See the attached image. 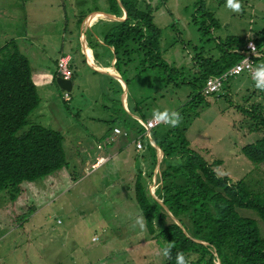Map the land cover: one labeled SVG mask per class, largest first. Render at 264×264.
<instances>
[{
    "label": "rangeland",
    "instance_id": "374dc122",
    "mask_svg": "<svg viewBox=\"0 0 264 264\" xmlns=\"http://www.w3.org/2000/svg\"><path fill=\"white\" fill-rule=\"evenodd\" d=\"M144 1L151 5L153 22L160 31L162 59L182 70L178 82L181 77L192 78V60L196 56L216 58L218 41L228 36L241 40L254 38L258 50L264 53V0H241L243 11L239 14L225 7L226 0H203L204 8L218 24L205 35L197 30L198 24L206 26L207 22L202 23L197 15L196 0ZM104 7V0H0V46L10 39L16 41L28 60L39 97V104L28 120L61 133L67 163L35 181L23 182L21 192L14 198L6 190H0V264H163L165 261L160 243L134 226L140 213L132 198V183L137 166L145 167L139 165L138 159L132 162L137 153L125 149L110 162L99 163L98 166L104 165L94 171L89 164L94 162L92 153L99 151L95 150V144L103 142L102 137L112 123L131 131L132 113L149 118L153 110L176 111L190 98L192 90L188 86L164 84L157 70H148L135 78L127 75L126 99L122 97L127 102V112L121 107L119 84L94 74L80 62L79 56L73 58L69 98L65 99L63 91L51 80L52 59L59 49L80 47L81 34L88 38L90 27L80 24L81 18L93 10L103 12ZM262 64L263 57L255 65ZM252 87L255 88L254 81L246 73L228 79L223 88L227 89V95L206 96L210 105L200 109L198 117L187 126L185 136L190 147L207 162L222 161L215 168L218 175L243 179L252 192H260L264 187V162L253 164L239 151L242 145L263 133L259 124L237 109L262 103L264 91ZM24 129L26 126L20 131ZM125 138H121L123 144L130 140ZM117 143L118 140L105 149L115 150ZM122 156L129 160L124 161ZM151 171L150 179L144 176L147 190L154 197L156 164ZM116 178L118 181L113 185L117 187H108ZM237 212L254 219L259 234L264 237V223L253 211Z\"/></svg>",
    "mask_w": 264,
    "mask_h": 264
},
{
    "label": "trees",
    "instance_id": "16d2710c",
    "mask_svg": "<svg viewBox=\"0 0 264 264\" xmlns=\"http://www.w3.org/2000/svg\"><path fill=\"white\" fill-rule=\"evenodd\" d=\"M104 1L102 13L115 17H120L123 11L125 14L123 20L107 22L101 34L102 43L112 47L113 66L125 85L129 82L127 75L135 78L148 70H157L164 84L188 86L192 90L190 98L176 110L182 117L178 127L161 123L151 129L154 146L145 141L141 150L134 147L133 141L143 132L135 117L142 121L147 119L142 113H132L131 131L116 127L120 131L116 135L122 139L129 137L137 153L135 159L141 167L145 166L144 169L136 168L132 198L146 220V234L160 243L162 251L172 245L171 258L165 257L163 264H175L176 254L181 252L191 264H214L217 258L219 264H264V237L259 234L254 219L237 212L239 209L251 210L264 223V187L259 189L260 192H252L243 179L231 180L226 175H218L215 168L222 161L214 159L207 162L190 147L185 136L187 126L198 117L200 109L210 105L201 92L206 79L221 76L237 63L245 55L247 41H252L256 48L257 56L253 57L256 64L258 59L264 58V53L258 50V43L254 38L241 40L228 36L218 41L216 58L196 56L192 60V78L185 80L181 77L178 82L176 79L182 70L167 64L161 57L160 31L153 22L151 5L144 0ZM195 11L202 23L204 20L207 22L206 26L198 24L199 34L205 35L210 28L218 27L204 8L203 0H196ZM69 68L71 78L70 64ZM56 76L53 73L51 78L55 86ZM234 76L228 75L223 79L221 92L215 98L227 95L224 84ZM263 101L264 98L262 103L248 108L237 107L242 115L255 121L263 130L258 139L239 148L249 162L257 165L264 162ZM38 104L39 97L31 79L28 60L16 41L10 39L0 46V190H6L10 198L21 192L23 182L35 181L67 165L61 133L28 120V115ZM23 126L26 129L20 131ZM249 129L254 131V127ZM112 139L109 138L108 144L113 143ZM129 139L125 138V141ZM105 143L104 140L97 142L95 150L105 148ZM157 149L161 157L157 163V185L153 197L147 190L146 180L150 179L156 164ZM94 153L93 163L102 156L96 157ZM110 159L108 156L105 162Z\"/></svg>",
    "mask_w": 264,
    "mask_h": 264
},
{
    "label": "crops",
    "instance_id": "0c3cea01",
    "mask_svg": "<svg viewBox=\"0 0 264 264\" xmlns=\"http://www.w3.org/2000/svg\"><path fill=\"white\" fill-rule=\"evenodd\" d=\"M92 13H98L99 14L101 12H95V11H91L90 13L87 12V14L80 21V24L82 23L85 27H90V31H89L88 38H85L81 34L79 36L80 37L79 38L80 39V47L79 46L78 47H76V46H74V47L73 46H69V50L59 49L57 55L52 59V64H53L52 74L53 73H56V71H55V61H56V58L59 57L60 55L68 54L69 53L68 54L70 56L69 64L71 65V68H72V76H73V71H74L73 70V58L75 56L76 57L79 56V58L81 59L80 62L81 63H84L85 65H87L89 67V69L94 74H97L99 76H104L105 78L113 79V80H115V82L117 84H119L120 88H122V92L120 94L121 107L128 112L129 110H128V107H127V102H125V100L122 99L123 95H124V98L126 99L127 86L122 81V79L120 78L118 72L115 70V68L113 66L114 65V58H113V53H112V47L111 46H108L107 47L105 44H103L102 43V37H101L102 31L106 28L107 22H110V21H119V20H116V19L111 18V17L109 18V17L103 16V15L92 14ZM90 14H92V15H90ZM122 14H123V12H122ZM89 15H90V17H89ZM87 17H89L88 18V21L90 23H86L85 22ZM98 25L101 28H99ZM96 26H97V28H96ZM95 29H97V30H95ZM88 45L91 46V48ZM94 54H96L95 57H94ZM72 76H71V78H72ZM252 88H254V87H252ZM136 118L137 117H135V119ZM112 126L113 127H118L120 130L122 129V128H120L117 125H111V127ZM111 127L104 134L105 137H102V138L106 142L105 143L106 144V147L108 146L107 144H108V140H109L110 137H113V139H112L113 142H116L118 140L117 145L119 144V146L115 150H111V151L108 150V149H105L106 148L105 147V148H103L104 151H103V149H101L99 151H95L94 156L100 155L102 153H107V155L108 156H111V159H113L115 156H118V155L122 154V152L125 149H129V148L131 150L134 149L131 140H129V142H126L125 144H123L124 141L119 137V135H116V134H113L112 133ZM134 153H135V151H134ZM126 158H127V156H122V159L124 161H126L125 160ZM127 159L129 160V158H127ZM110 160L107 161V162H105V163L110 162ZM135 161H136V159L134 157L132 159V162H135ZM104 164H102V165H104ZM101 166H98L96 169L100 168ZM116 181H118L117 178H116V180H113L112 182H110L108 184V187L115 186V185H113V183L116 182ZM115 187H117V186H115Z\"/></svg>",
    "mask_w": 264,
    "mask_h": 264
},
{
    "label": "built area",
    "instance_id": "2783aa9c",
    "mask_svg": "<svg viewBox=\"0 0 264 264\" xmlns=\"http://www.w3.org/2000/svg\"><path fill=\"white\" fill-rule=\"evenodd\" d=\"M249 45L254 46L252 41H247L246 44L244 45L245 55L237 63H235L228 70H226V72H224L221 76H211L206 79L201 89V92L204 96L219 93L221 91L222 81L223 79H226L228 75L234 76L241 72H244L247 73L250 76V78H252V72L255 68H257L253 59V57L257 56V51L255 48V51L252 52V49L249 47ZM69 60H70V56L68 54L60 55L56 59L55 71L57 76H60L64 79H70L71 71L68 65ZM63 97L67 99L68 92L63 91ZM263 105H264V101H263ZM137 121L143 128V132L138 134L135 140L133 141L135 149L139 151L143 148V143L145 142V139L146 141H148L149 144L151 145L153 144L150 137V131L153 127L157 126L158 124H156L152 116L144 121H142L141 119ZM119 132L120 131L118 128L116 127L112 128L113 134H118ZM107 157L108 156H99L96 162L91 164L90 169L91 170L95 169L99 165V163L107 160Z\"/></svg>",
    "mask_w": 264,
    "mask_h": 264
},
{
    "label": "clouds",
    "instance_id": "9594fccd",
    "mask_svg": "<svg viewBox=\"0 0 264 264\" xmlns=\"http://www.w3.org/2000/svg\"><path fill=\"white\" fill-rule=\"evenodd\" d=\"M225 7L233 13H241L243 11V5L241 0H226ZM252 52L255 51V47L249 45ZM252 79L254 81V86L260 91H264V64L255 68L252 72ZM153 120L156 124L163 123L169 127L176 128L180 125L182 117L177 111L169 110H153L152 114ZM134 226H139L141 230H146V220L143 215L137 216L134 221ZM172 245L163 249V256L166 258H171ZM175 264H191V262L185 257L184 253H177L175 257ZM214 264H219V260L214 261Z\"/></svg>",
    "mask_w": 264,
    "mask_h": 264
},
{
    "label": "water",
    "instance_id": "95a60500",
    "mask_svg": "<svg viewBox=\"0 0 264 264\" xmlns=\"http://www.w3.org/2000/svg\"><path fill=\"white\" fill-rule=\"evenodd\" d=\"M100 14H102L103 16L109 17V18L110 17L114 18L116 20H123L125 18L124 11H123L122 16L119 17V18L118 17H114L113 15L108 14V13H102L101 12ZM55 83H56V86L62 91L69 92L71 90V86H72L71 79H64V78H62L60 76H56L55 77ZM157 152H159L158 149H157ZM160 157H161L160 152H159V156H158V153H156V165L159 162Z\"/></svg>",
    "mask_w": 264,
    "mask_h": 264
},
{
    "label": "bare ground",
    "instance_id": "6f19581e",
    "mask_svg": "<svg viewBox=\"0 0 264 264\" xmlns=\"http://www.w3.org/2000/svg\"><path fill=\"white\" fill-rule=\"evenodd\" d=\"M97 15H102V14H97ZM89 17H90V16H89ZM89 17H88V18H89ZM97 19H98V18H97ZM86 23H90V22L88 21V19L86 20ZM90 58H91V57H90Z\"/></svg>",
    "mask_w": 264,
    "mask_h": 264
}]
</instances>
